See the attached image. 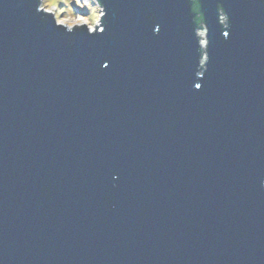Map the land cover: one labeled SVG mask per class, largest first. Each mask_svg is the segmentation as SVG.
I'll list each match as a JSON object with an SVG mask.
<instances>
[{"label": "water", "instance_id": "water-1", "mask_svg": "<svg viewBox=\"0 0 264 264\" xmlns=\"http://www.w3.org/2000/svg\"><path fill=\"white\" fill-rule=\"evenodd\" d=\"M96 2L0 0V264H264V0Z\"/></svg>", "mask_w": 264, "mask_h": 264}, {"label": "rangeland", "instance_id": "rangeland-1", "mask_svg": "<svg viewBox=\"0 0 264 264\" xmlns=\"http://www.w3.org/2000/svg\"><path fill=\"white\" fill-rule=\"evenodd\" d=\"M40 1V8L43 12H48L55 17L58 24L65 25L68 29L78 23H86L85 26L89 30H94L95 25L100 27L101 9L94 0H60L53 8H47L43 0ZM63 21V23H61ZM205 30L200 29L198 35H204Z\"/></svg>", "mask_w": 264, "mask_h": 264}, {"label": "snow or ice", "instance_id": "snow-or-ice-1", "mask_svg": "<svg viewBox=\"0 0 264 264\" xmlns=\"http://www.w3.org/2000/svg\"><path fill=\"white\" fill-rule=\"evenodd\" d=\"M43 2L44 5L50 9L55 7L60 2V0H43ZM77 2H79V0H77ZM61 23H63V21H61ZM101 31H103V29H101ZM197 87H199V85Z\"/></svg>", "mask_w": 264, "mask_h": 264}, {"label": "bare ground", "instance_id": "bare-ground-1", "mask_svg": "<svg viewBox=\"0 0 264 264\" xmlns=\"http://www.w3.org/2000/svg\"><path fill=\"white\" fill-rule=\"evenodd\" d=\"M82 24H86V23H78L77 25H82ZM200 37H202L203 35L200 34ZM201 44L204 45V38H201Z\"/></svg>", "mask_w": 264, "mask_h": 264}, {"label": "trees", "instance_id": "trees-1", "mask_svg": "<svg viewBox=\"0 0 264 264\" xmlns=\"http://www.w3.org/2000/svg\"><path fill=\"white\" fill-rule=\"evenodd\" d=\"M94 1H96V0H94ZM97 3V2H96ZM98 4V3H97ZM194 10L196 11L197 10V8L194 6ZM201 20V18H198V21H200Z\"/></svg>", "mask_w": 264, "mask_h": 264}]
</instances>
